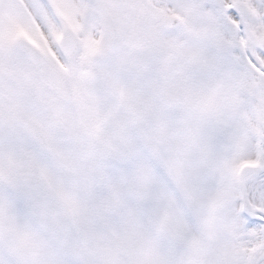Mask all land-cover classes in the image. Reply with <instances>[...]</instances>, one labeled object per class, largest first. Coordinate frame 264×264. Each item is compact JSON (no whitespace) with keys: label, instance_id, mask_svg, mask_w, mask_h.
<instances>
[{"label":"snow or ice","instance_id":"obj_1","mask_svg":"<svg viewBox=\"0 0 264 264\" xmlns=\"http://www.w3.org/2000/svg\"><path fill=\"white\" fill-rule=\"evenodd\" d=\"M0 264H264V0H0Z\"/></svg>","mask_w":264,"mask_h":264}]
</instances>
